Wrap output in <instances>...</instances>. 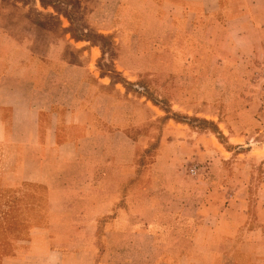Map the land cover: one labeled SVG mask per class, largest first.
Returning <instances> with one entry per match:
<instances>
[{
  "label": "crops",
  "instance_id": "0c3cea01",
  "mask_svg": "<svg viewBox=\"0 0 264 264\" xmlns=\"http://www.w3.org/2000/svg\"><path fill=\"white\" fill-rule=\"evenodd\" d=\"M115 1L111 53L67 32L39 52L0 0V187L42 193L47 219L1 264H264V0ZM236 156L260 162L227 177Z\"/></svg>",
  "mask_w": 264,
  "mask_h": 264
},
{
  "label": "rangeland",
  "instance_id": "374dc122",
  "mask_svg": "<svg viewBox=\"0 0 264 264\" xmlns=\"http://www.w3.org/2000/svg\"><path fill=\"white\" fill-rule=\"evenodd\" d=\"M103 1L105 0H3L4 24L11 28L13 33L20 36L29 32L35 33L37 39L36 49L39 52H43L50 43L54 42L53 40L47 41L45 35L51 34L53 38H57L67 32L80 37H90L95 43L108 48L111 53H114L113 41H116L115 37L117 38L118 36V28L113 27L116 12L114 6L117 5V2L115 0H106L105 4ZM63 24L66 25L64 29L61 28ZM107 25L111 26V31L107 35H103L102 28ZM256 66L257 69L254 75H252L251 81L253 82L255 96L264 112V54L259 57ZM116 77L120 78L119 75H116ZM136 89L146 92V89L142 85H136ZM148 93L149 96L155 99L158 98L155 91L150 90ZM153 101L155 100L153 99ZM167 101L166 96H164V100L157 102L168 113V116H173L179 121L189 122L193 126L212 130L216 133L220 142L225 144V137L213 122L188 117L186 114H181L180 112H174L170 106L161 104ZM155 127L162 129L160 122L151 126L147 125L145 128L146 134H149L151 129ZM160 138L161 136H158L155 140H151L148 144V150L146 152H139V155L137 154L138 161L142 162L143 165L153 161L155 156L154 151L159 144ZM259 162L260 160L253 158V156H250V158L247 156L231 158L227 160V165H225L227 177L238 175L240 171L237 168L242 164H256ZM191 166L192 163L189 166L190 168H188L189 172L192 168ZM196 167L198 168L197 174L191 172L189 174L206 176L207 169L199 172L200 166ZM29 188L27 184L19 189L0 187V264L4 257L15 254L14 246L16 243L27 240L34 228L43 226L44 222L47 221L43 217L33 216L38 210L41 211L38 206L43 204L39 200L43 194L32 192V197L29 199ZM227 188L235 189L237 187L228 186ZM257 191L262 195L264 187H257ZM30 206L33 210L32 214L29 212L31 210ZM237 261L241 264H247V262L238 259L234 254L226 264H238Z\"/></svg>",
  "mask_w": 264,
  "mask_h": 264
},
{
  "label": "built area",
  "instance_id": "2783aa9c",
  "mask_svg": "<svg viewBox=\"0 0 264 264\" xmlns=\"http://www.w3.org/2000/svg\"><path fill=\"white\" fill-rule=\"evenodd\" d=\"M259 73V72H258ZM257 74V73H256ZM190 172L191 173H193V174H197V172H198V168L196 167V166H194V167H192L191 169H190Z\"/></svg>",
  "mask_w": 264,
  "mask_h": 264
}]
</instances>
